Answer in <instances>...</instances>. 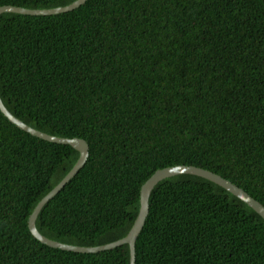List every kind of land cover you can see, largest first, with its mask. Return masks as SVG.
Wrapping results in <instances>:
<instances>
[{
  "label": "trees",
  "instance_id": "trees-1",
  "mask_svg": "<svg viewBox=\"0 0 264 264\" xmlns=\"http://www.w3.org/2000/svg\"><path fill=\"white\" fill-rule=\"evenodd\" d=\"M76 0H0L27 9ZM0 97L44 133L89 144L36 227L68 245L124 238L160 169L212 171L264 205V0H88L51 16L0 15ZM80 153L0 111V264H130L128 245L54 249L30 232ZM136 264H264V219L204 178L153 189Z\"/></svg>",
  "mask_w": 264,
  "mask_h": 264
},
{
  "label": "water",
  "instance_id": "water-1",
  "mask_svg": "<svg viewBox=\"0 0 264 264\" xmlns=\"http://www.w3.org/2000/svg\"><path fill=\"white\" fill-rule=\"evenodd\" d=\"M88 0H76L65 7H58L54 9H27L23 7L17 6H1L0 7V15L4 13H15L26 16H51L58 15L63 13H68L80 8L84 5ZM0 111L1 113L8 119L9 122L14 124L16 127L21 129L22 131L30 134L31 136L37 137L39 139H43L45 141H49L57 144H68L75 148L79 153L80 157L72 168V170L64 177V179L51 191L49 192L35 207L33 213L30 215L28 220V227L31 234L42 244L47 245L54 249H60L62 251L81 253V254H92V253H100L107 250H112L123 245L129 246L130 251V264H136V241L146 223V219L149 215L150 205L149 199L151 193L155 186L166 178H170L176 175L188 174L193 176H198L209 180L220 187L224 188L241 201L245 202L252 209H254L263 219H264V205H262L259 201L251 197L246 191H244L239 186L235 185L228 179L223 178L222 176L203 169L201 167L196 166H186V165H178L172 167H166L164 169L157 170L141 187L140 190V209L138 216L129 231V233L122 239L117 240L115 242L105 244L97 247H82V246H74L68 245L65 243H61L58 241L51 240L44 235H42L36 227V220L38 218L39 213L43 209V207L54 198L69 182L70 180L81 170V168L85 165L88 157H89V144L80 138H62L53 136L33 127L29 126L27 123L18 119L14 116L5 106L3 100L0 97Z\"/></svg>",
  "mask_w": 264,
  "mask_h": 264
},
{
  "label": "bare ground",
  "instance_id": "bare-ground-1",
  "mask_svg": "<svg viewBox=\"0 0 264 264\" xmlns=\"http://www.w3.org/2000/svg\"><path fill=\"white\" fill-rule=\"evenodd\" d=\"M150 200V199H149Z\"/></svg>",
  "mask_w": 264,
  "mask_h": 264
}]
</instances>
